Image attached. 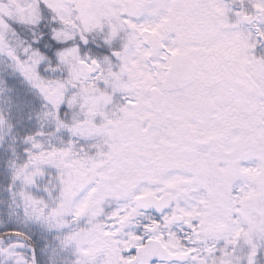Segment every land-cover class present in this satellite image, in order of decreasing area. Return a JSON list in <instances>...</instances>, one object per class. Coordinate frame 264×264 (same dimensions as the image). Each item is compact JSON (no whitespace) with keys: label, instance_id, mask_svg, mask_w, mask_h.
I'll return each instance as SVG.
<instances>
[{"label":"snow or ice","instance_id":"1","mask_svg":"<svg viewBox=\"0 0 264 264\" xmlns=\"http://www.w3.org/2000/svg\"><path fill=\"white\" fill-rule=\"evenodd\" d=\"M0 264H264V0H0Z\"/></svg>","mask_w":264,"mask_h":264}]
</instances>
